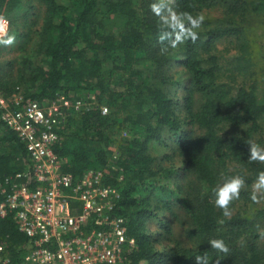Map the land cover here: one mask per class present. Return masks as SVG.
Here are the masks:
<instances>
[{"label": "trees", "instance_id": "obj_1", "mask_svg": "<svg viewBox=\"0 0 264 264\" xmlns=\"http://www.w3.org/2000/svg\"><path fill=\"white\" fill-rule=\"evenodd\" d=\"M24 1L0 0L10 34L12 14ZM39 1L34 58L21 56L15 75L0 73V93L9 97L20 85L24 97L44 102L59 93L82 97L97 89L93 107L69 110L53 150L64 158L66 171L106 169L107 182L120 191L117 212L135 239L128 263L195 264L196 255H206L209 264L217 259L220 264H264V204L250 198V185L264 163L248 160L245 143L264 145L259 134L264 127V62L258 58L259 36L250 33L258 28L264 35V0H174L175 10L193 15L222 6L226 19L213 23L206 18L195 42L167 51H161L158 18L147 1ZM228 35L239 51L225 66L213 50ZM171 62L182 65L188 76L181 100L167 85L176 82L169 73ZM232 63L244 74L236 83L221 78ZM100 104L107 106L105 113ZM165 134L175 144L181 166L155 162L149 153V141ZM30 166L23 142L0 119V178ZM235 174L245 177L246 187L229 205L227 218L215 206L213 190ZM164 191L161 200L170 216L160 219L153 200ZM153 217L162 234L149 231L147 222ZM175 219L187 240L173 237L176 241L166 249L154 246L164 236L172 237ZM212 238L225 241L227 257L210 247ZM0 243L13 264L31 248L12 211L0 216Z\"/></svg>", "mask_w": 264, "mask_h": 264}, {"label": "built area", "instance_id": "obj_2", "mask_svg": "<svg viewBox=\"0 0 264 264\" xmlns=\"http://www.w3.org/2000/svg\"><path fill=\"white\" fill-rule=\"evenodd\" d=\"M2 16L10 29L9 17ZM94 100L89 94L71 99L59 93L44 102L0 96V119L23 142L31 162L30 169L0 178V216L12 211L32 241L17 264H129L135 239L117 212L120 191L107 182L106 169L66 171L64 158L53 150L69 110H88ZM99 107L107 111L106 105ZM0 264H13L3 243Z\"/></svg>", "mask_w": 264, "mask_h": 264}, {"label": "rangeland", "instance_id": "obj_3", "mask_svg": "<svg viewBox=\"0 0 264 264\" xmlns=\"http://www.w3.org/2000/svg\"><path fill=\"white\" fill-rule=\"evenodd\" d=\"M136 3L140 4L142 1H147L146 7H150V5L154 2V0H135ZM174 1V0H173ZM144 8V6H141ZM140 8V7H139ZM24 9H27V13L25 14L23 12ZM203 14L207 19L212 21L213 23H219L224 22L226 19V11L223 9L222 6H213L210 9H206L203 11ZM12 20H13V31H11V34L14 33L16 36V42L10 46V47H3L0 46V73L2 76H8V74L15 75L17 67L19 65L18 61L21 56L28 55L34 58L33 53V46H34V39L36 33V29L39 26V22L41 20L42 15V4L39 0H26L24 1L12 14ZM262 29H254L251 30L250 33L254 32V35H258V43L260 44V49L258 52V58L264 62V35L261 32ZM260 40V41H259ZM238 48L236 44V40L233 36H223L219 38L216 42V46L214 47L213 52L218 55L219 59L222 61L223 65L228 66L230 65L229 61L234 58L235 55L238 53ZM180 53H176L178 56ZM235 63V62H234ZM232 63V67L228 70H226L224 73L222 72L221 78L228 80L232 83V81L239 82L241 79H243L242 72L238 70L236 65ZM170 70L169 73L171 74V77L176 80V82H167V85H169L171 92L175 93L179 100H181V95L183 94V86L188 80L187 73L183 69V66L180 64H175L173 62L170 63ZM236 67V68H235ZM225 69V67H224ZM232 72L234 74V80H232ZM112 84V83H111ZM16 89L12 95H9L10 98L14 95L21 94L23 96L24 92L22 86L18 85L16 86ZM89 96L91 98H95L97 94V89L92 90V92H87L85 96ZM0 96L1 93H0ZM69 96L71 97H81L77 95V93L73 91H69ZM82 96V97H85ZM104 105V104H103ZM124 133V132H123ZM259 134H262L263 140H264V127L262 130H260ZM149 153L155 157V162L162 163L163 165H182L181 157L177 154L176 146L173 144V142L168 138V135L165 134L164 138L161 140H150L148 145ZM230 170H232V165L230 167ZM253 184L250 185L251 192L253 191ZM171 187L172 185L169 184ZM166 198L165 191L157 195L153 203L154 205H157V213L158 217L167 219L169 215V208H167V204L162 201L161 199ZM257 204H264V195H258ZM163 205L162 207H160ZM173 207V206H172ZM179 210V209H178ZM180 211V210H179ZM178 211V213H179ZM178 222H176V219L174 220V234L170 239H162L159 241L154 242V246H156L159 249H166L167 246L172 245L175 239L178 241L185 242L187 240L182 225H177ZM147 227L149 231L155 233L160 232L163 233V229L159 225V219L157 217H153L148 220ZM264 229V227H263ZM165 233V232H164ZM175 239H174V238ZM264 241V236H263ZM130 261V260H129ZM139 264H146V261L144 259H141L139 261Z\"/></svg>", "mask_w": 264, "mask_h": 264}, {"label": "clouds", "instance_id": "obj_4", "mask_svg": "<svg viewBox=\"0 0 264 264\" xmlns=\"http://www.w3.org/2000/svg\"><path fill=\"white\" fill-rule=\"evenodd\" d=\"M173 0H154L150 5L152 13L158 18L157 41L162 47L161 51H167L169 47L175 49L191 40L195 42L198 38V29L203 25L206 17L203 13L193 15L188 11H177L174 9ZM9 21L0 15V46L10 47L16 42L14 33L9 32ZM168 41L167 45L164 44ZM248 145V160L250 162L264 163V145L254 140L245 142ZM246 187L244 176L235 174L225 178L213 191L215 196V206L222 210L223 215L231 218L229 205L239 199L240 193ZM258 195H264V171L258 173L253 184L251 199L257 201ZM212 249L223 253L227 257L230 249L222 238H212L209 240ZM195 264H209L206 255H196ZM221 259H217L215 264H220Z\"/></svg>", "mask_w": 264, "mask_h": 264}]
</instances>
